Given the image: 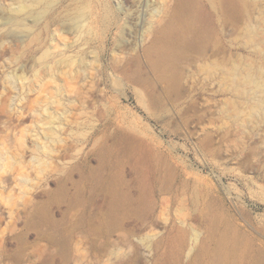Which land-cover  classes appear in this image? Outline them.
Listing matches in <instances>:
<instances>
[{
	"label": "rangeland",
	"instance_id": "obj_1",
	"mask_svg": "<svg viewBox=\"0 0 264 264\" xmlns=\"http://www.w3.org/2000/svg\"><path fill=\"white\" fill-rule=\"evenodd\" d=\"M189 2L0 0V264H264V0Z\"/></svg>",
	"mask_w": 264,
	"mask_h": 264
},
{
	"label": "bare ground",
	"instance_id": "obj_2",
	"mask_svg": "<svg viewBox=\"0 0 264 264\" xmlns=\"http://www.w3.org/2000/svg\"><path fill=\"white\" fill-rule=\"evenodd\" d=\"M21 9L23 10L25 7H21ZM171 9L168 18L157 31L160 34L159 37L157 36L152 44V46H155L157 42L158 44H163L161 47L157 48V51L154 50L150 52L151 61H153V64L156 66L160 64L163 66L167 63L173 64L177 62L187 49L196 47L198 44L197 39L199 40V37H201L202 34L198 29V21L201 19V15L194 10L189 0H176L175 5ZM14 26L17 28H27V24L24 20L14 22ZM0 33L1 35L4 34L0 38V42H2L6 32ZM11 65H13V62H11ZM18 68L21 67L19 66ZM16 71L17 69H14L11 72ZM1 116H3L2 112H0V117ZM31 217L38 221L48 218L46 214H40L36 210ZM60 241L61 240H59V242ZM209 241L216 242V249L213 257L217 264H226L229 257H231L230 261L235 260V258L237 259L238 256L235 257L236 251L232 248L233 243L230 237L227 235L212 234L209 239L201 241L202 248L201 251L199 250L194 256V262H197L195 260L202 256V250L208 246ZM64 245L66 246V242Z\"/></svg>",
	"mask_w": 264,
	"mask_h": 264
}]
</instances>
